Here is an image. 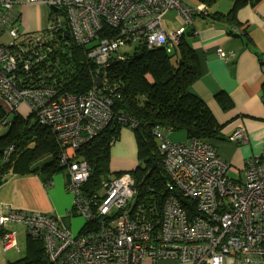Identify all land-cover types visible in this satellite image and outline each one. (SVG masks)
<instances>
[{
  "label": "built area",
  "instance_id": "1",
  "mask_svg": "<svg viewBox=\"0 0 264 264\" xmlns=\"http://www.w3.org/2000/svg\"><path fill=\"white\" fill-rule=\"evenodd\" d=\"M17 4H47L64 10L74 41L86 45L87 58L101 68L108 65L113 52L129 42L145 39L149 47L167 45L170 51L184 28L167 29L163 17L168 10L176 9L184 24L192 23L194 14L207 13L204 3L191 7L183 0H0V95L12 106L28 102L38 122L51 129L60 146L61 164L68 172L71 209L85 222L99 221L84 233L71 234L52 214L0 202V226L22 224L28 233L41 237L50 264H139L143 260L264 264V157L260 155L246 160L243 179H233L229 174L238 169L222 159L211 142L201 138L173 142L167 138L169 131L153 126L150 130L167 176L159 213L155 205L145 208L141 204L134 209L136 190L129 172L109 178L97 193L83 194L91 168L77 157V149L109 124L113 98L101 94L96 86L85 94L22 87L18 83L19 57L10 45L23 38L24 48L38 45L41 50L62 23L54 17L38 36L20 33L15 27L21 17ZM104 25L115 34L103 30ZM216 54L223 60L228 57L221 47ZM24 68H30L28 60ZM118 119L137 126L136 120L123 113ZM246 139L243 128L230 136L231 141ZM2 243L5 249L13 248L15 232L6 231Z\"/></svg>",
  "mask_w": 264,
  "mask_h": 264
},
{
  "label": "trees",
  "instance_id": "2",
  "mask_svg": "<svg viewBox=\"0 0 264 264\" xmlns=\"http://www.w3.org/2000/svg\"><path fill=\"white\" fill-rule=\"evenodd\" d=\"M193 1L197 5L204 3L207 10L216 2ZM233 1V9L225 17L230 22H233L239 6L258 0ZM206 14L217 20L223 17L216 12ZM61 23V30L49 34L41 50L38 45L31 49L24 48L23 38L10 45V48L17 51L14 55L19 57L17 72L21 79L18 83L22 87L53 89L60 94H85L96 86L101 94L110 95L113 98V118L97 135L77 149V157L86 161L91 168L82 192L85 196L97 193L102 189L103 182L120 174L112 173L109 168L110 148L119 140L121 128L127 127L134 132L138 160L134 169L123 171L129 172L134 181V209L140 204L145 208L155 205L159 213L165 197L167 176L158 152L157 139L150 128L183 130L188 139L201 138L209 142L220 139L214 117L204 101L190 89L199 77L194 50L183 40V36L172 44L170 51H167V45L149 47L145 39H142L135 42L131 49L112 54L108 65L101 68L87 58L85 51L88 47L74 41L67 15ZM103 27L107 33L115 34L112 27ZM26 60L30 62L29 69L24 68ZM100 71L101 83L98 84ZM11 107L15 110L16 106ZM120 113L136 120L137 126L130 127L129 122L120 121ZM0 124L8 127L7 132L0 135V185L9 175L31 173L38 175L47 185L61 171L66 173L68 182V172L61 164L60 146L55 135L49 127L38 122L32 108L26 117L18 113L10 117L0 106ZM141 160L144 163L142 170ZM143 172H146L145 176ZM142 178L144 181L141 182ZM68 214L80 215L74 209H70ZM147 214L151 215L149 211ZM98 223L96 218L93 222H84L78 233H72L58 219V225L71 234L84 233ZM9 230L8 225L0 226L1 241L2 235ZM24 245V254L6 264H50L41 237L26 231ZM13 248L19 250L17 238Z\"/></svg>",
  "mask_w": 264,
  "mask_h": 264
},
{
  "label": "crops",
  "instance_id": "3",
  "mask_svg": "<svg viewBox=\"0 0 264 264\" xmlns=\"http://www.w3.org/2000/svg\"><path fill=\"white\" fill-rule=\"evenodd\" d=\"M196 5L194 1L191 4ZM233 6V0H216L207 12L223 16L218 20L208 14H197L192 23L184 24L179 15L178 18L184 28L183 40L197 57L199 77L190 89L204 101L218 126L220 139H212V145L222 159L238 169L236 179H243L240 173L244 170L246 160L253 155L264 157V0L239 6L233 22H230L225 17ZM21 7L22 10L18 9L20 14H27L28 6ZM217 47L228 54L227 59L217 56ZM0 106L10 117L16 113L21 116L24 114L17 108L13 110L1 96ZM239 128L246 130L247 139L232 142L229 137ZM2 132L0 128V135L7 131ZM110 156V167L123 158L137 160L136 138L130 128H121L119 140L110 148ZM126 163L110 168L111 172L130 171L124 169ZM0 202L16 209L52 214L72 233H78L84 223L82 216L68 214L73 196L67 189L66 173L62 171L55 174L47 185L36 174L9 175L0 185ZM9 228L15 232L19 250H5L0 237V264L15 260V257H11L14 252L19 254L21 251L20 241L25 243L24 225L12 224ZM139 264L181 263L170 260L152 263L143 260Z\"/></svg>",
  "mask_w": 264,
  "mask_h": 264
},
{
  "label": "rangeland",
  "instance_id": "4",
  "mask_svg": "<svg viewBox=\"0 0 264 264\" xmlns=\"http://www.w3.org/2000/svg\"><path fill=\"white\" fill-rule=\"evenodd\" d=\"M183 2L186 5L191 6L193 1L192 0H183ZM17 5H18L17 7L19 10L23 9V7H21L20 4H17ZM191 7H193V6H191ZM25 15L23 12V14L21 15V18L15 23V27L18 28L20 33H23V34L31 33V34L36 35V36L40 35L44 30H46L48 28V26L50 25V23L52 22V19L54 17H58L61 21H64L66 18L64 11H61L60 9L55 10L53 7L48 6L47 4H42V5L39 4L38 6H35V7H33V5H30V6H28V13ZM163 19H164V23H165L166 27H168V30H171V29L176 28L177 26L183 25L182 23H180L181 21H179L178 13H177L176 9H170V11L164 15ZM186 28L189 29L190 27L186 26ZM134 43L135 42H133L131 44H129V43L126 44L125 46L121 47L118 52H113L112 54H117L119 52H122L125 49H131L132 46L134 45ZM171 49H172V47H171ZM16 108L18 110H20L22 113H24L23 114V116H24V115H28V112L31 109V105L28 102L23 101L20 104H18L14 109H16ZM0 128H2V130H3L2 133H5L8 129L7 126H0ZM166 134H167V138L173 142H180V141H184V140L188 139L186 132L183 130L169 131ZM123 160H124V162H122ZM137 161L138 160H136V159L123 158V159L119 160V163L123 165L124 163L127 162L125 164L124 169L125 170H131L135 164H138ZM118 164H112L110 167V163H109V168L118 167L119 166ZM143 168H144V163H143V160H141L140 170H142ZM243 172L244 171H242L240 173L242 178L244 175ZM145 175H146V172H143V176H145ZM229 176L232 177L233 179H236L237 175L235 173L230 172ZM142 181H144L143 178H142L141 182ZM134 202H135V200H134ZM83 221H84V219H83ZM110 225L114 226L115 222H111ZM75 232L77 233V231H75ZM19 247L21 249L19 254H17L14 251H13L14 252L13 253L11 251L14 254V256H12L11 259H14V257L16 259V258H18L24 254V252H25L24 247L25 246H24L23 240L20 241Z\"/></svg>",
  "mask_w": 264,
  "mask_h": 264
},
{
  "label": "water",
  "instance_id": "5",
  "mask_svg": "<svg viewBox=\"0 0 264 264\" xmlns=\"http://www.w3.org/2000/svg\"><path fill=\"white\" fill-rule=\"evenodd\" d=\"M55 10H57L55 7H54ZM102 75V71L99 72V78H98V84L101 83V80H100V76Z\"/></svg>",
  "mask_w": 264,
  "mask_h": 264
},
{
  "label": "clouds",
  "instance_id": "6",
  "mask_svg": "<svg viewBox=\"0 0 264 264\" xmlns=\"http://www.w3.org/2000/svg\"><path fill=\"white\" fill-rule=\"evenodd\" d=\"M182 36H183V34H182ZM167 135V134H166ZM121 173V172H120ZM85 222V221H84Z\"/></svg>",
  "mask_w": 264,
  "mask_h": 264
}]
</instances>
